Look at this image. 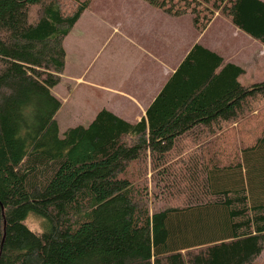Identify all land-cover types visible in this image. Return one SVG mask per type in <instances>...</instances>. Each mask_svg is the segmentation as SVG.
Here are the masks:
<instances>
[{
  "label": "trees",
  "instance_id": "obj_1",
  "mask_svg": "<svg viewBox=\"0 0 264 264\" xmlns=\"http://www.w3.org/2000/svg\"><path fill=\"white\" fill-rule=\"evenodd\" d=\"M92 1L0 0V264H256L264 80L196 44L139 122L102 109L60 136L63 42ZM142 1L264 47L261 0Z\"/></svg>",
  "mask_w": 264,
  "mask_h": 264
},
{
  "label": "crops",
  "instance_id": "obj_2",
  "mask_svg": "<svg viewBox=\"0 0 264 264\" xmlns=\"http://www.w3.org/2000/svg\"><path fill=\"white\" fill-rule=\"evenodd\" d=\"M107 1L93 0L63 42L65 67L59 85L52 89V94L61 102V108L55 115L58 128V117L64 109V118L67 116L72 109L69 99L75 97L74 91L79 89L84 90L87 99L90 98L91 90H95L98 97L105 95L103 98L105 102L92 113L88 124L102 109L130 124L139 122L145 117L147 108L167 80L196 44L216 53L225 63L234 64L245 71L233 60L224 58L216 47L203 44V34L208 28L204 32L197 31L192 25L190 15L171 17L142 0H134L135 6L140 9L138 14L143 20L128 18L123 20L107 10ZM113 5L115 6L114 2ZM182 21L185 24L184 35L180 24ZM146 23L151 27L141 30ZM164 23H166L164 32L158 34L157 28ZM188 27L193 32L191 40L186 36ZM182 37L184 44L181 41ZM125 45L132 48L127 56L122 54ZM255 53L256 57L259 53L264 55V47ZM105 58L111 63L105 65L103 62ZM255 59L256 62L259 61L258 58ZM117 60L120 66L121 61H129L130 67L123 68L117 73V69L112 68L117 64ZM82 61L84 68L81 67ZM68 65L72 69L70 72ZM109 72L114 75L108 76ZM74 127L77 126L68 128Z\"/></svg>",
  "mask_w": 264,
  "mask_h": 264
},
{
  "label": "rangeland",
  "instance_id": "obj_3",
  "mask_svg": "<svg viewBox=\"0 0 264 264\" xmlns=\"http://www.w3.org/2000/svg\"><path fill=\"white\" fill-rule=\"evenodd\" d=\"M134 0H108L106 3L107 10L114 14L115 16H118L122 18L123 20H129L136 19V20H143V17H141L138 13L140 12V9L137 8L133 2ZM140 1V0H139ZM113 2L115 6L113 5ZM103 8V7H102ZM102 8H98L102 10ZM215 19V18H214ZM128 24V23H127ZM181 24V30L184 35V28L185 24L184 22H180ZM166 23H164L162 26L157 28L158 34L164 32ZM148 27H151L149 24H144L141 27V30L146 29ZM173 32H177L172 30ZM180 34L179 32H177ZM105 35V34H104ZM181 35V34H180ZM186 36L188 40H191L193 37V32L188 27L186 30ZM203 44L211 47H216L222 55H224V58H227L228 60H233V62L241 65L244 68V75L239 79V81L242 84L246 83H256L259 82L258 80H264V55L260 54L257 55L255 51L257 50L259 52V49L262 47L261 44L258 42L251 40V38L239 31H237L234 26H232L229 22H227L222 17H217L215 20L212 21V23L209 25L208 29L203 34ZM181 41L184 44V38L182 37ZM250 41V42H249ZM209 47V46H208ZM132 51V48L128 45H125L123 48V56H127ZM89 52V50H88ZM121 56V53H120ZM258 58L259 61L256 62V59ZM104 64H110L111 61L108 59L103 60ZM117 64L113 65L112 68L117 69V73L121 71V69H128L130 67L129 61H121L120 66L118 64V60L116 61ZM261 62V63H260ZM256 64V65H255ZM81 67L84 68L83 61L81 64ZM72 69L68 65V72H70ZM108 76L114 75V74H107ZM106 81V75L105 79ZM57 87V86H56ZM75 89V88H74ZM57 90H61L60 88H57ZM90 98L87 99L84 96V90L79 89L77 91H74V96L71 97L69 100V105L72 106V109L67 113V116H65V109L61 113V115L58 117L59 122V134L62 136L63 132L68 127L83 125L86 126L89 122V118L92 116V113L97 110L102 104L105 102L103 101L104 96L98 97L95 93V90L90 91ZM106 94V93H105ZM90 100V101H89ZM102 101V102H101ZM68 107V106H67ZM259 116L264 117L263 114H259ZM247 124V123H246ZM244 124L240 129L242 130H252L257 131L258 125L257 124H251L246 125ZM233 129L237 128L236 124H233ZM252 135V132H250ZM220 136L219 134L217 135ZM226 140H231L229 142L230 144H234L236 141L234 136L227 137ZM149 188H151V184H149ZM162 202H158L157 205H151L150 209L155 210L158 209L160 206H162ZM195 212V210H193ZM189 214H176V217L173 218L177 221L184 222V216ZM26 225L35 231H40V222L34 217H30L26 221ZM264 263V251L261 254V256L257 259L256 264H263Z\"/></svg>",
  "mask_w": 264,
  "mask_h": 264
}]
</instances>
